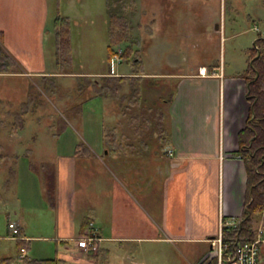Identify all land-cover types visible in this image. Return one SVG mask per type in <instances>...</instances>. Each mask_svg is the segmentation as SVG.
Segmentation results:
<instances>
[{"label": "rangeland", "instance_id": "374dc122", "mask_svg": "<svg viewBox=\"0 0 264 264\" xmlns=\"http://www.w3.org/2000/svg\"><path fill=\"white\" fill-rule=\"evenodd\" d=\"M120 2L126 5L122 15L128 20L135 45L131 60L125 62L115 57L112 70L117 74H133L140 68L145 74L159 76L152 84L143 80L146 85L143 103L154 115L160 113L161 124L167 132L172 125L171 99L177 93L173 75L196 73L199 64L220 66L226 75L242 71L247 66L248 50L258 37L252 29V20L264 30V0ZM110 3L109 0H48L44 44L48 69L53 72L69 62L71 71L86 77L72 73L56 74L46 80L34 76H0V257H18L19 237H10L12 230L8 229V222L18 220L21 224L20 216L24 213H27L24 218L28 229L21 225L27 234L54 236L56 232L51 224L55 222L56 213L50 210L44 174L53 170L60 158L74 152L76 164L71 187L77 194L94 190L98 201L101 193L104 209L113 204L135 208L130 199L122 197L125 192L147 207L148 202L157 199L161 180L152 176L157 173L156 165L162 164L152 155L154 150L166 152L170 141L162 139L161 129L156 130V124L142 127L139 132L126 126L129 137L134 135L135 141L144 139L147 144L142 148L133 140L134 148L126 147L127 142L122 141L126 149L116 159V154L108 150L103 134L116 124L119 114L109 98L92 96L83 84L109 72L106 61L108 13L109 9L117 10L119 5L109 6ZM57 18L59 26L68 29L70 47L68 54H62L61 62H56L54 53L53 31ZM65 45L67 51L68 44ZM123 46L116 45L118 55ZM10 67L18 69L14 64ZM184 90L185 86L181 92ZM87 147L107 159V169L94 170L95 161L84 155ZM165 155L161 153L159 157L168 159ZM127 164L133 165L128 180L124 177L127 173L120 170ZM86 207L85 198H81L79 210L75 207V212L83 214ZM84 218L82 216L81 221ZM54 243L34 238L26 243L23 254L37 259L52 258ZM30 244L33 249L29 248ZM167 249L163 260H156L155 264H177V261L186 264L182 252L178 255ZM160 251L161 245L148 249L151 256L160 255ZM63 264L81 263L66 261Z\"/></svg>", "mask_w": 264, "mask_h": 264}, {"label": "crops", "instance_id": "0c3cea01", "mask_svg": "<svg viewBox=\"0 0 264 264\" xmlns=\"http://www.w3.org/2000/svg\"><path fill=\"white\" fill-rule=\"evenodd\" d=\"M47 15L48 0H0V45L18 68L0 76L50 74L44 47ZM252 23L256 24L254 20ZM239 72L226 75L220 66L199 64L196 73L173 75L177 93L171 99V146L165 152L168 159L152 155L162 164L156 165L157 173L152 176L160 178L161 189L148 207L127 192L122 197L130 199L135 208L113 204L104 209L101 193L98 201L94 190L77 194L71 187L74 152L60 158L55 168L47 171L53 179L47 177V172L44 174L47 192L51 185L50 210L56 213L51 224L54 236L27 234L22 226L28 229L24 218L27 213L20 216L22 225L18 220L8 224L13 223L22 232L17 235L19 239L26 242L34 238L54 241V256H59L62 264H155L156 260H163L165 248L178 255L182 252L186 264H198L209 250L208 240L217 234L221 220L240 218L244 208L247 175L237 150L238 133L246 125L249 103L245 81L237 76ZM183 86L185 90L181 92ZM123 154L118 152L114 157L119 159ZM84 155L93 158L94 170L107 169V159L99 153L87 147ZM132 167L127 164L120 169L127 173V180ZM81 198H85L87 209L78 215L75 207L79 210ZM89 222L93 223L92 228ZM258 228L262 230V240L257 245V257L259 264H264V209ZM91 230L97 237L95 249L89 254L81 253L76 238ZM155 245H161V254L151 256L148 249ZM42 246L45 248V242Z\"/></svg>", "mask_w": 264, "mask_h": 264}, {"label": "trees", "instance_id": "16d2710c", "mask_svg": "<svg viewBox=\"0 0 264 264\" xmlns=\"http://www.w3.org/2000/svg\"><path fill=\"white\" fill-rule=\"evenodd\" d=\"M109 6L117 5V10L108 13V35L106 45V61L109 67V72L99 75L98 79L92 80L91 83H82L90 94L109 98L115 106L119 114L116 124L109 130H105L103 137L106 139L108 150L115 155L118 152L124 151L126 147H136L135 143H139L142 148L146 147V140L140 139L135 141L134 135L129 137L125 127L132 126L134 131L138 132L148 126L156 124V130L161 129L163 140H168L170 130L167 132L166 127L163 126L162 116L154 115L151 108H148L143 103V90L145 84L143 80H149V83H154L158 76L154 74H145L138 68L139 71L133 74H117L112 70L115 63V57L129 62L134 51V41L131 38L130 27L125 15L126 5L122 4L120 0H109ZM110 8V7H108ZM59 18L56 19L54 36V53L55 60H60L62 54L70 50L68 41L67 27L61 28L58 23ZM47 30L45 31V33ZM1 39V38H0ZM68 48L67 51L65 47ZM116 45L123 46L122 52L118 55ZM65 50V51H64ZM70 56V54H69ZM12 64L10 57L3 50L0 45V73L14 72L10 67ZM71 64L65 63L60 69L59 67L50 72L48 75L42 76L43 79H49L54 75L75 74L78 77H86L71 71ZM238 77L244 79L246 84V95L249 103V114L246 120V125L238 133L239 148L238 155L244 162L246 170V192L245 202L239 222L236 226L225 228L224 241L230 242V246L238 243L251 242L255 239L257 234V227L260 221V216L264 209V37L258 34L254 40L253 45L249 49L248 60L246 68L237 73ZM89 81V80H88ZM88 93V94H89ZM89 94V95H90ZM88 95V97H89ZM153 120H155L153 122ZM126 121V123H125ZM2 122V121H1ZM17 126L19 124H16ZM141 128V129H139ZM155 129V128H152ZM134 140L135 143H131ZM122 141L127 144L123 145ZM156 155L165 154L162 150H154ZM48 178L53 179V174L48 173ZM49 192L51 185H49ZM22 232L18 231L17 235L21 236ZM85 235V234H84ZM26 241L22 239L17 240L18 257L11 256L0 257V264H60L59 256L52 258H31L23 254L27 248Z\"/></svg>", "mask_w": 264, "mask_h": 264}, {"label": "built area", "instance_id": "2783aa9c", "mask_svg": "<svg viewBox=\"0 0 264 264\" xmlns=\"http://www.w3.org/2000/svg\"><path fill=\"white\" fill-rule=\"evenodd\" d=\"M255 32L264 37V30L253 24L252 28ZM168 154L171 151L168 150ZM238 157H240L238 155ZM239 222L237 219L221 220L217 234L210 238L209 250L198 264H259L258 262V243L262 240V230L258 228L256 237L251 242L238 243L230 246V242L224 241L225 228L236 226ZM8 227L12 230V236L16 237L18 229L13 223H9ZM89 227H93V223L89 222ZM97 237L94 231L88 232L84 236L76 238L77 248L81 253H89L95 249Z\"/></svg>", "mask_w": 264, "mask_h": 264}]
</instances>
